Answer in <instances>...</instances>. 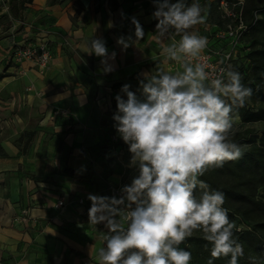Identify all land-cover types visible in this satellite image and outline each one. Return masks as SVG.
<instances>
[{"label":"crops","instance_id":"1","mask_svg":"<svg viewBox=\"0 0 264 264\" xmlns=\"http://www.w3.org/2000/svg\"><path fill=\"white\" fill-rule=\"evenodd\" d=\"M215 2L199 0L208 18L195 26L209 43ZM153 11L152 0H32L20 30L0 39V264H97L104 226L87 223L86 197L119 194L133 175L112 126L114 97L124 84L137 90L141 72L175 68L161 52L170 39L158 37ZM133 16L145 36L122 51L117 38L134 33ZM92 37L117 53L115 71L104 74L100 58L86 53ZM25 41L47 43L45 69L13 62L10 48ZM59 108L69 115H54Z\"/></svg>","mask_w":264,"mask_h":264},{"label":"clouds","instance_id":"2","mask_svg":"<svg viewBox=\"0 0 264 264\" xmlns=\"http://www.w3.org/2000/svg\"><path fill=\"white\" fill-rule=\"evenodd\" d=\"M152 4L155 32L159 38L170 39L161 52L175 68L141 72L137 90L124 84L114 97L112 126L127 146L126 167L133 175L119 194L86 197L91 202L87 223L104 226L96 261L191 264L192 253L181 245L200 233L210 251L207 264L221 258L238 264L244 245L223 207L225 193L201 177L245 154L247 146L233 139L239 120L236 110L245 107L253 91L231 66L213 76L201 61L209 42L195 26L206 23L207 5L199 0L191 4L152 0ZM130 21L134 33L117 38L122 51L145 36L140 21L135 16ZM86 53L100 58L104 74L115 71L109 61L117 53L109 52L103 38L92 37ZM85 170L82 166L81 171ZM250 259L256 264L254 257Z\"/></svg>","mask_w":264,"mask_h":264},{"label":"trees","instance_id":"3","mask_svg":"<svg viewBox=\"0 0 264 264\" xmlns=\"http://www.w3.org/2000/svg\"><path fill=\"white\" fill-rule=\"evenodd\" d=\"M31 1L7 0L11 16L20 19L25 5ZM220 1L216 0L213 4V11L214 7L222 10L219 7ZM226 1L231 4L236 2ZM231 9L234 15L227 16L226 20L233 19V23L230 21L222 29L217 27L212 31L213 40L208 45L211 50L218 52L227 51L230 47L234 50L229 66L241 73L242 83L253 91L245 107L236 110L239 120L248 123L264 118V45L244 42L246 34L262 35V41L264 39V0H245L244 4L232 5ZM239 23H242L243 28L238 30V37L215 36L217 31H226L228 25L236 28ZM232 42L234 44L231 46ZM5 75L4 71L0 72V78ZM113 86L121 85L115 83ZM113 108H116L115 99ZM248 142L251 145L241 159L231 165L210 170L201 179L213 189L225 193L223 207L228 209L230 219L235 221L236 237L244 245V256L239 258L238 264H252L250 258L253 257L256 264H264V198L258 197L261 188L264 189V131L257 139L252 137ZM245 221L253 224L248 229L241 228ZM205 244L200 233H194L186 244L181 245L192 253L191 264H207L210 251L205 248ZM214 264H228L227 258L217 259Z\"/></svg>","mask_w":264,"mask_h":264},{"label":"built area","instance_id":"4","mask_svg":"<svg viewBox=\"0 0 264 264\" xmlns=\"http://www.w3.org/2000/svg\"><path fill=\"white\" fill-rule=\"evenodd\" d=\"M4 1V0H1ZM240 1H237L233 4L229 3L226 0H221L219 7L225 12L227 16H233L232 5L239 4ZM242 23H239L236 28L228 25L226 31H217L215 36L218 38H224L226 35L238 37V30L242 29ZM230 43V45L232 46ZM11 59L13 62L21 64L24 61L32 63L39 70L45 69L50 60L52 59V53L45 41H25L20 44H14L10 48ZM234 54V50L230 47L227 51L218 52L216 50H211L209 45L205 53L201 57V61L206 64V70L213 76L219 73L221 68L227 69L230 65L231 58ZM224 60V63L221 64L220 61ZM54 115H63L68 116L69 112L67 109L59 108L53 111ZM64 200L60 198L57 202V206H63ZM102 246V240H101ZM35 264V263H30Z\"/></svg>","mask_w":264,"mask_h":264},{"label":"rangeland","instance_id":"5","mask_svg":"<svg viewBox=\"0 0 264 264\" xmlns=\"http://www.w3.org/2000/svg\"><path fill=\"white\" fill-rule=\"evenodd\" d=\"M234 1H240L239 4H236V6H239L241 4H244L245 0H234ZM5 6L1 2L0 3V39L3 36H6L10 32H18L20 28L22 27L21 22L19 21V18H14L11 16L9 10H8V5H7V0H5ZM213 20L216 24L217 27L222 29L226 23L232 21L229 19L228 21L226 20L227 15L223 10H220L218 8L214 7L213 11ZM258 17H261V15H257ZM233 23V21H232ZM244 42L245 43H253L255 42L256 45H264V39L262 41V35H250L246 34L244 36ZM263 43V44H262ZM236 134L233 137L234 141L243 145H246V151H248L251 143L248 142L252 137H255L256 139L263 133L264 131V118L248 123H243L240 120L237 121L236 124ZM234 161H229L226 162L225 165H231L233 164ZM258 197L264 198V189L261 188L260 192L258 193ZM253 223L245 221L240 227L244 229H248L251 227Z\"/></svg>","mask_w":264,"mask_h":264}]
</instances>
